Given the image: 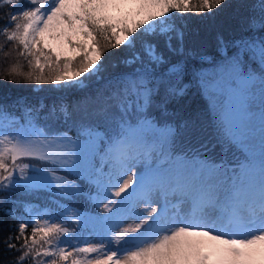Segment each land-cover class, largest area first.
<instances>
[{"label": "snow or ice", "instance_id": "6c2138e0", "mask_svg": "<svg viewBox=\"0 0 264 264\" xmlns=\"http://www.w3.org/2000/svg\"><path fill=\"white\" fill-rule=\"evenodd\" d=\"M222 3L0 0V11L11 9L0 36L13 44L31 69L23 71L17 60L8 71L13 83L75 81L83 86L80 78L86 73L102 71L98 62L105 50L122 45L132 49L123 60L132 71L115 79L96 109L114 125L111 132L81 120L73 139L68 132L53 134L46 123L41 124L73 119L78 110L87 109V98L51 106L23 99L12 105L0 103V192L51 186L74 193L79 185L23 159L76 173L86 162L87 177L95 185L90 198L107 213L98 219L110 234L107 245L81 241L84 246L71 245L69 251L61 245L70 244L75 229L38 219L32 212L25 219L8 210L7 215L21 220L15 234L5 240L9 251L19 253L11 264L29 259L32 264H264V0L259 3V16L248 21L256 34L235 42L237 51L211 79L201 76L202 86L223 96L219 122L228 141L242 153L236 166L216 164L198 153L176 155L169 148L174 129L160 127L150 116L162 88L169 95L184 91L172 82L182 72L181 64L168 62L159 40L170 52L182 53L183 32L176 14L211 13ZM138 32L144 38L137 50ZM164 64L168 68L158 74L157 68ZM97 156L98 165L93 163ZM137 164L143 165L142 171L123 179ZM68 211L82 225L91 219Z\"/></svg>", "mask_w": 264, "mask_h": 264}, {"label": "trees", "instance_id": "16d2710c", "mask_svg": "<svg viewBox=\"0 0 264 264\" xmlns=\"http://www.w3.org/2000/svg\"><path fill=\"white\" fill-rule=\"evenodd\" d=\"M21 2L26 3V0ZM259 3L260 0H223V3L211 13L205 11L176 14L177 24L183 32L182 53L170 52L164 40H159V48L168 62L181 64L183 70L178 78L172 77V82L174 86L182 87L184 91L181 95H169L162 88L151 106L150 116L160 127L170 125L174 129L169 148L176 155L198 153L203 159L216 164L226 163L229 167H235L237 161L242 159L240 149L228 141L219 122L218 113L223 96L202 86L201 76L211 79L216 68L237 51L235 42L256 34L249 30L248 21L254 15L259 16ZM10 11V8L0 11V17H3L0 19V27L7 22V13ZM136 35L138 50L144 37L140 32ZM173 44L176 45L177 41L174 40ZM0 45L4 46V51H0V77H3L0 78V103L12 105L23 99L29 104L42 101L46 106H51L60 101L76 104L87 98L89 101L87 109L78 110L73 119L67 122L63 118L52 119L41 121V124L46 123L47 130L51 133L68 132L74 139L77 138L76 130L81 120L90 121L112 131L114 127L112 122L96 109L104 102L115 79L123 72L132 71V68L123 63L132 49L122 45L119 48L105 50L99 62V65H103L102 71L97 75L86 73L83 77V86L70 82L59 85L50 83L36 85L31 82L11 81L8 71L17 60L20 61L23 71L31 69L22 57L17 56L13 44L5 41L3 36H0ZM79 58L80 56L77 60ZM167 68L168 64H164L156 71L158 74L164 73ZM46 110L47 108L44 109ZM23 162L38 168H46L49 172H56L79 185L80 190L66 193L51 186L38 189H25L21 186L8 192H0V264H11L19 255L15 251H9L5 245L6 238L15 234V227L21 222L20 219L7 215L8 210H15L17 217L23 216L25 219L28 218V212H32L38 214L41 220L48 219L75 229V236L71 238L70 244L61 245L69 251L71 245L84 246L83 243H79L81 241H88L93 245L108 244L106 237L110 234L105 231L104 223L98 219V216L107 213L90 198V195L95 194V185L89 181L86 168L76 173L30 158H24ZM93 163L99 164V156ZM105 170L107 171V168ZM29 171L31 172V169ZM104 203H107V200ZM26 208L28 211H25ZM68 210L82 213L91 219L86 225H82L77 222L79 218L72 217ZM95 255L90 254V258H94ZM25 264H32L31 259Z\"/></svg>", "mask_w": 264, "mask_h": 264}, {"label": "rangeland", "instance_id": "374dc122", "mask_svg": "<svg viewBox=\"0 0 264 264\" xmlns=\"http://www.w3.org/2000/svg\"><path fill=\"white\" fill-rule=\"evenodd\" d=\"M68 54L71 55L72 52L69 51ZM78 56H79V54L77 55V57H78ZM101 60H102V58H101ZM101 60H100L99 62H101ZM99 62H98V64H99ZM80 81H81V82L84 81L83 77L80 78ZM70 83H77V82L72 81V82H70ZM54 134H58V133H54ZM73 139H74V138H73ZM85 168H87V163H86V162H85L84 164H82V167H81V170H80V171H84ZM142 169H143V165H142V164H137L136 167H134V168L132 169V171H130L126 176L123 177V179H127L128 176H131V175L133 174V172H135V173H140V172L142 171ZM63 177H64V176H63ZM65 178H66V177H65ZM66 179H68V178H66ZM133 179L135 180V177H133ZM68 180H69V179H68ZM70 181H71V180H70ZM152 206H155V207L159 208V204H153ZM139 207H140L141 209H143V208L145 207V205H144L143 203H141V204L139 205ZM133 222H138V221H132V220H129V221H128V223H133ZM53 223H57V222L54 221ZM124 226H127V225L125 224ZM113 250H114V249H113Z\"/></svg>", "mask_w": 264, "mask_h": 264}]
</instances>
